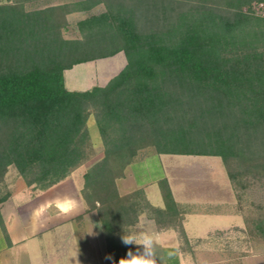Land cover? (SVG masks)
<instances>
[{"label": "trees", "instance_id": "obj_1", "mask_svg": "<svg viewBox=\"0 0 264 264\" xmlns=\"http://www.w3.org/2000/svg\"><path fill=\"white\" fill-rule=\"evenodd\" d=\"M99 4L104 11L77 22L79 38L63 37L69 13ZM120 52L126 64L104 86L65 87L66 70ZM91 116L103 155L80 195L111 263L137 264L128 234L139 215L161 228L177 213L165 178L163 208L143 190L119 194L116 181L139 151L219 157L236 190L264 185V0L0 4V183L10 166L34 190L66 179L93 155ZM252 226L264 240V211Z\"/></svg>", "mask_w": 264, "mask_h": 264}, {"label": "crops", "instance_id": "obj_2", "mask_svg": "<svg viewBox=\"0 0 264 264\" xmlns=\"http://www.w3.org/2000/svg\"><path fill=\"white\" fill-rule=\"evenodd\" d=\"M93 127H96L95 121L89 118V137L92 142L100 143L101 158L103 147L97 128L92 131ZM158 155L163 159L164 170L167 166L173 168L168 175L140 181L127 166L124 176L116 181L120 195L143 190L151 206L163 208L161 192L157 199L149 194V189L165 178L177 204L171 224L159 228L149 213L143 212L137 224L130 228L128 239L135 250L137 264H205L202 257L207 250L217 245L218 239L228 238L238 222L232 212L230 182L223 174V180L216 181L215 169L206 167L212 178L208 183L212 190L208 194L194 193L195 183L183 179L172 165L179 161L170 154ZM79 168L63 181L33 195L25 183H19L17 192H8L0 204L5 227V232L0 228V264H112L96 212H87L80 196L63 198L57 194V189L71 180ZM179 222L184 238L176 228Z\"/></svg>", "mask_w": 264, "mask_h": 264}, {"label": "rangeland", "instance_id": "obj_3", "mask_svg": "<svg viewBox=\"0 0 264 264\" xmlns=\"http://www.w3.org/2000/svg\"><path fill=\"white\" fill-rule=\"evenodd\" d=\"M18 1L22 2L25 10L30 11L49 6L73 4L82 0H0V4L16 3ZM102 11H104V5L99 4L90 11L69 13L66 16L67 27L62 33L63 37L66 39L79 38L77 22L90 14H98ZM125 64V57L120 52L112 57L75 65L64 72L65 87L68 90H87L94 85L100 84L104 86L112 77L118 74ZM90 118L93 117L91 116ZM95 128L93 127L92 131ZM91 144L93 149L92 157L71 175V180L65 182L64 186L57 189L58 196L63 198L81 197L82 176L93 163L100 159L101 155L99 150L100 143L91 141ZM172 157L179 161L172 165H174L178 173H181L180 176L195 183L196 189L194 193L203 192L208 194L212 190L208 186L209 180H212V178L208 170L205 169L206 167L215 169L216 181L221 182V179L223 180L222 174L228 180L225 168L219 157L182 155H172ZM162 161L163 159L159 158L153 148H146L138 152L128 169L140 181L159 179L168 175V172L171 173L173 171V168L169 166H167V171L164 170L161 164ZM208 161H210L209 164L207 163ZM19 183L25 182L18 175L16 169L10 166L3 181L0 183V196L9 195V191L17 192L20 189L18 188ZM230 185L232 189L230 195L232 212L238 218V222L235 223L228 238L218 239V244L207 250L208 252L202 257V261L205 264H264V240L255 234L252 226V221L264 211V185L256 184L243 193L236 190L231 183ZM29 189L31 194L39 192V190H34L32 187H29ZM149 194L153 198L159 199L160 191L158 185L150 188ZM227 197L230 200L228 195Z\"/></svg>", "mask_w": 264, "mask_h": 264}]
</instances>
